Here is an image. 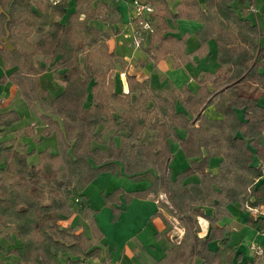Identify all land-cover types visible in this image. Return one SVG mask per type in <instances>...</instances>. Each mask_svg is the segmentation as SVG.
<instances>
[{"label":"trees","instance_id":"trees-1","mask_svg":"<svg viewBox=\"0 0 264 264\" xmlns=\"http://www.w3.org/2000/svg\"><path fill=\"white\" fill-rule=\"evenodd\" d=\"M69 1L0 0V57L10 70L2 79L17 87L29 107L39 99L41 74L52 71L63 84V91L48 100L49 113L40 115L42 136L57 134V152L42 150L33 164L28 162L33 152L17 143V137L0 141V227H12L20 240V246L6 251L0 246V252L17 257L14 263L0 259V264L99 259L100 248L63 221L76 208L90 221L92 238L100 240L85 191L99 172L119 168L128 175L154 170L157 174L146 189L123 195L128 202L164 189L183 224L180 242L153 264H256L241 262L226 228L218 226L229 204L264 211V46L257 24L247 17L253 0H180L173 8L169 0H140L153 9L152 31L143 40L147 60L156 64L167 59L178 68L194 56H206L213 41L219 68L196 78L195 91L187 86L157 91L148 80L126 73L125 93L116 91L112 78L123 62L108 47L120 32L118 5L73 0L71 8ZM178 19L202 24L195 32L200 45L193 52L186 51L188 34H175ZM33 33L30 55L47 65L40 61L25 70L24 54L14 39ZM208 105L218 117L203 113ZM18 121L14 110L0 112V137ZM33 128L23 133L31 135ZM109 131L113 137L104 143ZM146 132L150 135L143 141ZM171 140L188 161L173 180ZM211 160L217 161L216 173L209 170ZM194 175L198 181L188 182ZM120 194L117 189L106 196L116 214ZM205 206L213 209L212 216L204 213ZM198 217L210 223L205 237H199ZM247 223L264 231V214L250 216Z\"/></svg>","mask_w":264,"mask_h":264},{"label":"rangeland","instance_id":"rangeland-1","mask_svg":"<svg viewBox=\"0 0 264 264\" xmlns=\"http://www.w3.org/2000/svg\"><path fill=\"white\" fill-rule=\"evenodd\" d=\"M131 1L132 0H122L117 4L122 16L119 26L120 32L109 39L108 47L110 51H114L120 56L126 55L127 60L130 62V66L133 69L148 73L153 65L149 64L144 67L136 65L137 59L140 57L145 60L143 47L146 44V40L137 43L132 38L134 24H129L130 15L128 16L127 11L124 8V6L127 7ZM51 2H53V0ZM69 6L73 8V0L69 1ZM247 17L251 22L257 24V27L260 30V44L264 46V0H253V6L248 12ZM34 35V33L29 37L20 35L14 39L16 41V46L19 47L24 54L22 67L25 70L40 61L45 62L47 65L46 60L40 57H31L30 55L31 41ZM4 45L10 48L12 47V41L5 40ZM194 57L200 59L199 69L207 73L214 72L215 59L213 57L212 60L209 58L208 61L200 56ZM127 60L126 62H128ZM123 68H125V64H123ZM9 71L10 70H7L4 67L3 61L0 57V112L14 110L19 116V121L12 127L14 130L5 131L0 137V141L17 137V143L25 145L29 152H33L32 155L28 157V162L36 164L38 162V152L45 149H48L51 152L58 151L56 133L53 132L48 136H42L41 130L45 125L41 120L40 115L49 113L48 100L50 97L53 98L63 91V84L54 78V73L52 71H46L41 74L39 76V99L32 107H29L22 99L20 93L15 90L12 83L8 80L2 79L3 76H6L9 73ZM121 71V67L117 65L116 70L112 72V78L113 76L115 77V83L118 86L119 91L123 83L122 81L124 80V82H126L124 74L126 71L123 73L124 76H122V74L119 75ZM217 71L215 73H217ZM194 72L196 74L198 73L196 70H194ZM160 77V73L154 72L151 75L152 83L156 84ZM119 78L121 82H119ZM195 86V81L193 80V83L187 87L192 89ZM43 89L46 90V93H42ZM125 89H127V86ZM177 108L181 111L184 110V107L179 103L177 104ZM28 126H34L31 135H25L23 133ZM177 133L180 136L184 135L183 130H178ZM112 134V131L105 132L103 142L106 143L109 140V136H112ZM149 135L150 133L146 132L143 141ZM119 140L120 139L118 138H114L116 144H118ZM101 147L104 148V146ZM170 148L171 151L174 152V161L170 164L169 168L171 169V172L175 174V178L179 169L186 166V160L183 152L180 151L177 141L171 140ZM197 180L198 176L194 175L188 179V182H194ZM148 185L149 182L147 180H143L142 178L134 179L125 173L123 168H119L114 172H99L85 191L88 199V206L92 209L93 214H91L93 215L94 223L102 234L100 240H95L102 250L101 257L105 258V254L108 253V257L111 258L112 263L114 264H144L141 262V259H144L147 253H150L157 259L161 258L164 250L169 249L171 246L170 240L166 236L167 232L171 237L172 244L179 243L182 238L184 233L183 224L178 219V216H176L171 210L166 195L162 193L164 189L160 192L161 197L159 206H157L156 203L154 204V201L150 203L138 202V200H146L145 197L138 198L133 196V198L127 202L123 195L124 193L128 194L133 191L144 190ZM117 189H119L121 193L118 196V205L121 210L116 214V210L107 203L108 198L106 199V196L113 194ZM160 208H163L168 215V224L164 223L160 218L158 214ZM228 212L234 215L237 222L245 225L242 227L244 229H238L231 232L230 244L234 247L235 254H240L241 262L252 263L253 255L248 251L247 244L254 239L256 231L260 232V230H255V228L247 223V219L251 216L250 209L244 210L241 206L229 204ZM66 225L82 231L87 238L93 237L90 221L83 213L77 211L76 208L66 219ZM243 236L244 241L242 240ZM91 242L94 243L93 238L91 239ZM135 242L143 243L145 245V251L132 254ZM254 242L256 245L264 247V238L257 236ZM0 246L4 248L5 251L20 246V240L15 238L14 229L12 227H0ZM212 247L216 248L217 244H213ZM0 259H5L6 261L14 263L16 262L17 257L14 255L7 256L5 252H0ZM94 261L95 259L93 258H86L84 260L86 264H96ZM149 263L150 262H148V264Z\"/></svg>","mask_w":264,"mask_h":264},{"label":"crops","instance_id":"crops-1","mask_svg":"<svg viewBox=\"0 0 264 264\" xmlns=\"http://www.w3.org/2000/svg\"><path fill=\"white\" fill-rule=\"evenodd\" d=\"M50 1H52V0H50ZM169 1L171 3V8H173L177 3L180 2V0H169ZM200 1H203V0H200ZM124 8L126 9L127 14L129 16L130 15L129 14V7L128 6L127 7L124 6ZM121 18H122V16H121ZM129 24H130V22H129ZM201 25H202L201 22L198 21V20L178 19L176 21V27H175L176 33L175 34L178 35V36L183 35V34H188V37L186 39V51L187 52H193L194 50H196L199 47L200 43L197 40V38L195 37V32L198 31L201 28ZM208 51H209V53L203 58L206 59V61H208L209 58H210V60H212V57L215 59L216 48H215V43L213 41H209L208 42ZM117 57H118V59L120 61L123 62V64H125V68H123L122 65L118 64V66H120L121 69H122V71L119 73V75L123 74L125 71H126V73L134 74L139 81L148 80L149 83H150L151 88H153V89H155L157 91H166V90H168L170 88L179 89L182 86H189L190 84L193 83V80L195 81V85L196 86L193 87L191 90L195 91L198 88V85L196 83V78L200 77L204 73H207V72H204L201 69H199V67H200V64H199L200 61L199 60L200 59H197L195 57H193L190 62L185 63L181 67L173 68V67H171L170 62L167 59L160 60L156 64H154L151 60H147L146 59V55H145V60L142 59V57H140L139 59H137V63H140V65H138L139 67H144V66L149 65V64L153 65L151 70L148 73L143 72V71H137V69H133L130 66V62L127 60V56L126 55L125 56H120L119 54H117ZM126 60L128 62H126ZM215 60H214V72L213 73H215L217 71L218 67H219V65L217 64V62H215ZM194 70H196L198 73L196 74L194 72ZM154 72H156V73L158 72V73L161 74V77L158 79L156 84H153L152 81H151V75ZM126 73H124L125 74V78H126ZM119 82H121L120 78H119ZM13 86L15 87V90L18 91L17 87L15 85H13ZM125 86H127V83L125 84ZM125 86L122 83L120 91H123L124 93L127 92L128 91V87H127V89H125L126 88ZM115 89H116L117 92H120L117 85H115ZM203 113L209 118L218 117V115L215 114L214 107L212 105H208L204 109ZM115 138H118V137H115ZM180 151H182V150L180 149ZM172 154H173V157H172V159H171V161L169 163V166L174 161V152H172ZM184 158H185V156H184ZM185 160H186V158H185ZM187 166H188V161L186 160V166H184L182 169L186 168ZM182 169H179L178 173ZM209 170L212 173H216L217 172V161L216 160H211ZM156 174L157 173L156 172L154 173V170H151V171L143 173V174L130 175V177H132L134 179L142 178L143 180H147L149 182V185H150L151 182L154 179V176ZM169 174H170V179L173 180L175 174H173L171 172L170 168H169ZM198 178H199V176H198ZM160 197H161L160 193L158 195H149L148 197H146V200H138V202L150 203V202L154 201V204L156 203V205L159 206L160 205V202H159L160 201ZM234 205H238V204H234ZM121 206H123V205H121ZM238 206H240V205H238ZM241 207L244 210L246 209L243 206H241ZM202 209L204 210V213L207 216H212L213 215V209L212 208H210L208 206H205ZM225 210H226V212L228 214L225 217H223L218 222V226H220V227L224 226L226 228V230H227V232L229 234V239H230L232 231H236L238 229H244L242 227L245 226V225H243L240 222L236 221L234 215H232V213L228 212V206L226 207ZM123 211H124V209H123ZM158 212H159L158 214H159L160 218L162 219V221L164 223L168 224V222H167L168 221L167 220L168 219V215L163 210V208H160V210ZM261 213L264 214V211H261ZM250 215L253 216V217H256L259 214L253 215L251 213ZM197 223H198V226L200 228L199 237H205L208 234V232H209L210 223L206 219L201 218V217L197 218ZM63 225L67 226L66 225V220L63 221ZM255 230H259V229H255ZM78 231H80V230H78ZM166 236L170 240V243H171L170 245L172 246L173 244H172L171 237L169 236L168 232L166 233ZM257 236H259L260 238H264V231H261V230H260V232L256 231V235H255L254 239L250 243L247 244V247H248V251L253 255V262H255L256 264H264V254L257 255L254 251H251V249H250V246L253 244V245L257 246V247L262 248V250H264V247H261L260 245L258 246V245L255 244L254 240H255V238ZM88 238H90V237H88ZM242 238H243L242 240L244 241V236ZM90 239H92V238H90ZM93 241H94L93 244L100 248V246L98 245L97 241H95L94 239H93ZM240 244H241V242H240ZM134 246L135 247H134V249H132V254H136L137 252L141 253V252L145 251V245L143 243L135 242ZM171 246H170V248H171ZM100 250H101V248H100ZM167 250H164L162 257L165 255ZM101 253H102V250H101ZM161 258L157 259L156 257L151 255L150 253H147L146 256L144 257V259H141V262H143L144 264H148V262H150L149 264H153L154 262L160 260ZM94 262L96 264H114V263H112L111 258L108 257V253L105 254V258L100 257L99 259H95ZM243 263H247V262H243ZM132 264H135V263H132Z\"/></svg>","mask_w":264,"mask_h":264},{"label":"built area","instance_id":"built-area-1","mask_svg":"<svg viewBox=\"0 0 264 264\" xmlns=\"http://www.w3.org/2000/svg\"><path fill=\"white\" fill-rule=\"evenodd\" d=\"M59 0H53V2H58ZM112 4H118L122 0H108ZM129 7L130 14V24H134L132 38L135 42L140 43L144 40V35L148 34L152 31L151 25V14L153 9L148 4L143 3L140 0H132ZM121 75V74H120ZM124 76V74H122ZM124 86L125 82L122 81ZM126 87V86H125ZM261 177H264V167H261ZM250 209V212L253 215L262 214L258 208H247ZM251 251H254L257 255L264 254V250L262 248L257 247L255 245L250 246ZM85 264V263H81Z\"/></svg>","mask_w":264,"mask_h":264}]
</instances>
